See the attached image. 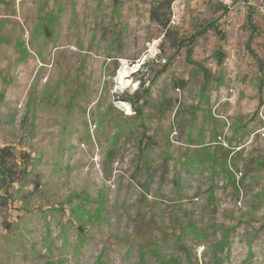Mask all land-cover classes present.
Returning a JSON list of instances; mask_svg holds the SVG:
<instances>
[{
	"label": "rangeland",
	"instance_id": "374dc122",
	"mask_svg": "<svg viewBox=\"0 0 264 264\" xmlns=\"http://www.w3.org/2000/svg\"><path fill=\"white\" fill-rule=\"evenodd\" d=\"M175 1L0 0V264H264V12Z\"/></svg>",
	"mask_w": 264,
	"mask_h": 264
},
{
	"label": "built area",
	"instance_id": "2783aa9c",
	"mask_svg": "<svg viewBox=\"0 0 264 264\" xmlns=\"http://www.w3.org/2000/svg\"><path fill=\"white\" fill-rule=\"evenodd\" d=\"M209 1V0H208ZM213 2H216L218 4H220L221 6H223L225 9H227V11L230 12V14H232L233 12H235V10H237V8L239 6H255L257 7V9L261 12H264V1H259V0H210ZM187 0H176L173 3L172 6V14H171V18H170V25H175L179 22V20L181 19V17L183 16V12L185 10V6H186ZM147 58L146 56L142 58V61L140 60L138 63H134L132 64V66H130L127 61H123L122 64V68H131L134 71H139L141 66H142V70H147ZM120 69V70H121ZM118 77V76H117ZM231 91H233L231 89ZM127 114H132V111H127ZM175 133H177V131H175ZM219 139L222 140V137L219 136ZM224 142V139H223ZM225 145H227L226 143H224Z\"/></svg>",
	"mask_w": 264,
	"mask_h": 264
},
{
	"label": "trees",
	"instance_id": "16d2710c",
	"mask_svg": "<svg viewBox=\"0 0 264 264\" xmlns=\"http://www.w3.org/2000/svg\"><path fill=\"white\" fill-rule=\"evenodd\" d=\"M166 2H167V5H169L170 4V2L172 1V0H165ZM218 4V3H217ZM220 5V4H219ZM224 8V7H223ZM249 9H251V7H249ZM252 15L249 13V15H248V17H247V22H248V24H250V25H252L253 26V30L255 29V26H254V24H253V19H252V17H251ZM225 38L223 37L222 38V40H224ZM249 42H251V38H249V40H248V43ZM254 54V53H253ZM254 55H256V54H254ZM263 85H264V80L263 79H261V81H260V89L259 90H262V88H263ZM142 142V141H141ZM107 156H108V154H107ZM1 172H2V174H3V181H5L6 180V178H7V176H8V172H5L3 169H1ZM194 223V222H193ZM196 225V224H195ZM196 233V232H195ZM180 235V238L181 237H185V236H183L182 235V233H180L179 234ZM189 235V234H188ZM187 235V236H188ZM196 235V234H195ZM198 236V235H197ZM223 245H225V243L223 244ZM217 248V245L215 244L214 245V248H213V250L215 249V250H220V249H216ZM214 250V259H213V264H220L221 263V260L218 258V256H217V253H216V251ZM188 259H189V262H190V260L193 258L192 256H191V254H189L188 255V257H187ZM168 261V264H179V262L176 260V259H169V260H167ZM191 264V263H190ZM192 264H199V261L198 260H196L195 262H192Z\"/></svg>",
	"mask_w": 264,
	"mask_h": 264
},
{
	"label": "crops",
	"instance_id": "0c3cea01",
	"mask_svg": "<svg viewBox=\"0 0 264 264\" xmlns=\"http://www.w3.org/2000/svg\"><path fill=\"white\" fill-rule=\"evenodd\" d=\"M232 89V88H231ZM230 90V89H229ZM233 91L232 92H234L235 90L234 89H232ZM264 90V89H263ZM242 91H243V88H241V89H239V94L240 93H242ZM254 96H255V98H252V100H254V99H256L257 98V106H256V108L257 109H259L260 107H261V109L262 108H264V95H263V97L261 98V96H259V94H258V89H256V91L254 92ZM233 98H235V97H233ZM227 114H230V113H227ZM254 118V119H253ZM223 119H226V122H224L222 125H223V128L225 129H227V127H230L231 126V124L233 123V122H231V117L229 116V118L226 116V117H224ZM231 119V120H230ZM257 122H259L258 124H256ZM234 124V123H233ZM262 122L261 121H256V118L255 117H252V120H249V121H247L246 123H245V126H247V128L248 129H246V130H250V133H254L253 131H255L258 127H260V126H262ZM233 130V129H232ZM247 136V135H246Z\"/></svg>",
	"mask_w": 264,
	"mask_h": 264
},
{
	"label": "bare ground",
	"instance_id": "6f19581e",
	"mask_svg": "<svg viewBox=\"0 0 264 264\" xmlns=\"http://www.w3.org/2000/svg\"><path fill=\"white\" fill-rule=\"evenodd\" d=\"M129 73L130 72H129V70H127V68H123L119 71L117 80H118V84L120 85L121 88H125L131 83L129 80ZM125 106L127 107V109H129L127 104Z\"/></svg>",
	"mask_w": 264,
	"mask_h": 264
}]
</instances>
